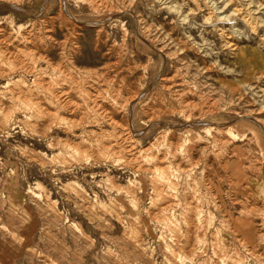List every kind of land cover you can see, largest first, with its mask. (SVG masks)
Here are the masks:
<instances>
[{
	"label": "rangeland",
	"instance_id": "rangeland-1",
	"mask_svg": "<svg viewBox=\"0 0 264 264\" xmlns=\"http://www.w3.org/2000/svg\"><path fill=\"white\" fill-rule=\"evenodd\" d=\"M91 1H0V264H264V0Z\"/></svg>",
	"mask_w": 264,
	"mask_h": 264
},
{
	"label": "bare ground",
	"instance_id": "bare-ground-1",
	"mask_svg": "<svg viewBox=\"0 0 264 264\" xmlns=\"http://www.w3.org/2000/svg\"><path fill=\"white\" fill-rule=\"evenodd\" d=\"M0 1L3 2L4 0H0ZM92 1H93V0H92ZM92 1H91V2H92ZM211 1H212V0H211ZM249 1H250V0H249ZM89 2H90V1H89ZM95 2H96V1H95ZM99 2H100V1H99ZM164 2H165V1H164ZM213 2H214V1H213ZM251 2H252V1H251ZM121 3H122V2H121ZM172 3H173V2H172ZM94 4H95V3H94ZM100 4H101V3H100ZM123 4H124V3H123ZM128 4H129V3H128ZM160 4H161V3H160ZM212 4H213V3H212ZM91 5H92V4H91ZM99 6H100V5H99ZM99 6H98V7H99ZM118 6H119V5H118ZM118 6H117V7H118ZM104 7H105V5H104ZM124 7H125V6H124ZM124 7H123V8H124ZM167 7H168L167 9H168L169 11H171V12H172V11H173V12L175 11L176 13H180V10L175 9L173 5H168ZM121 8H122V7H121ZM112 9H113V8H112ZM124 9H125V8H124ZM124 9H123V10H124ZM132 9H133V8H132ZM213 9L215 10V8H212V10H213ZM124 11H125V10H124ZM132 12H133V11H132ZM62 13H64V15H65L66 17H68V18H70V19H73V17H72V15H71V13L69 12L68 8H67L65 5H63V4H62V7H61V14H62ZM180 14H181V13H180ZM210 14H211V13H210ZM229 15H230V14H229ZM229 15H228V13H227V14H223V15H217V16H218L217 21H219V20H231V17H230ZM217 16H216V17H217ZM185 18H186V15H182V18H181V19H182V20H185ZM68 21H69V19H68ZM104 21H107V20H106V19H101V20H99V22H104ZM50 23H51V22H50ZM69 23H70V21H69ZM247 25H248V24H247ZM31 28H32V27H31ZM69 30H70V29H69ZM44 40H45V39H44ZM28 42H29V41H28ZM39 42H40V41H39ZM43 42H44V41H43ZM63 42H64V41H63ZM230 45H231V44H230ZM157 50H158V49H157ZM161 51H162V50H161ZM161 51H160V52H161ZM158 52H159V51H158ZM174 55H175V54H174ZM69 56H70V55H69ZM67 57H68V56H67ZM61 67H62V66H61ZM13 69H14V68H13ZM2 70H3V69H2ZM23 71H24V70H23ZM97 86H98V85H97ZM98 91H99V90H98ZM21 92H22V91H21ZM52 92H53V91H52ZM59 92H60V91H59ZM12 93H13V92H12ZM12 93H11V94H12ZM18 93H19V92H18ZM11 94H10V95H11ZM14 94H15V93H14ZM14 94H13V96H15ZM16 96H17V95H16ZM19 96H20V95H19ZM50 96H51V95H50ZM20 97H21V96H20ZM47 97H48V96H47ZM58 97H59L58 93H56V92L54 93V92H53V94H52V98H53V99L55 98V100L57 101V102H55V101L53 100V102L56 103V107H57V106L59 107L58 104H59L60 101L58 100ZM60 97H61V95H60ZM138 97H139L138 95H135V96L131 97V99L129 100V106L132 105L133 103L137 102ZM10 98H11V96H10ZM10 98H9V99H10ZM14 98H15V97H14ZM48 98H49V97H48ZM17 99H18V98H17ZM10 100H12V99H10ZM13 100H14V99H13ZM13 100H12V101H13ZM34 100H35V99H34ZM93 100H94V99H93ZM14 101H15V100H14ZM24 101H25V100H24ZM92 102H93V101H92ZM13 103H15V102H13ZM23 103H24V102H23ZM15 105H16V103H15ZM18 106H19V105H18ZM63 106H64V103H63ZM67 106H68V105H67ZM12 107H13V106H12ZM19 107H20V106H19ZM61 107H62V105L60 104V107H59L60 110H61ZM115 107H116V106H115ZM68 108H69V107H68ZM62 110H63V109H62ZM128 119H129V118H128ZM253 119H255V118H253ZM38 120H39V119H38ZM129 121H130V120H129ZM213 124H214V123H213ZM260 126H261V125H260ZM128 127H129V126H128ZM263 130H264V129H263ZM118 131H119V130H118ZM115 132H116V130H115ZM120 134H121V133H120ZM120 134H118V135H120ZM126 134H127V133H126ZM122 135H123V134H122ZM116 138H117V136H116ZM122 138H123V137H122ZM116 140H117V139H116ZM119 140H120V139H119ZM121 140H122V139H121ZM121 140H120V141H121ZM156 140H157V139H156ZM114 141H115V140H114ZM155 142H156V141H155ZM116 143H117V142H116ZM118 143H120V142H118ZM154 151H155V150H154ZM157 165H158V164H157ZM173 167H174V166H173ZM155 168H156V167H155ZM163 172H164V171H163ZM165 175H167V174L165 173L164 176H165ZM164 176H163V177H164ZM161 177H162V176H161ZM166 180H167V179H166ZM236 184H237V183H236ZM234 185H235V184H234ZM263 185H264V182H263ZM166 186H167V185H166ZM236 186H237V185H236ZM172 187H173V186H172ZM166 191H167V190H166ZM242 195H243V194H242ZM191 197H192V196H191ZM189 198H190V197H189ZM239 198H240V197H239ZM230 200H231V199H230ZM232 200H233V198H232ZM234 202H235V201H234ZM238 202H240V200H239ZM248 202H249V201H248ZM236 203H237V202H236ZM233 204H234V203H233ZM237 204H238V203H237ZM237 204H236V205H237ZM251 204H252V203H251ZM161 205H162V204H161ZM246 205H247V204H246ZM252 205L254 206V204H252ZM234 206H235V204H234ZM250 206H251V205H250ZM232 207H233V206H232ZM246 207H247V206H246ZM254 207H256V206H254ZM241 208H242V207H241ZM248 208H249V207H248ZM248 208H247V209H248ZM192 209H193V208H192ZM256 209H257V208H256ZM243 210H244V209H243ZM221 211H222V210H221ZM221 211H220V212H221ZM237 211H239V210H237ZM247 212H248V211H247ZM250 213H251V212H250ZM222 214H223V213H222ZM221 216H222V215H221ZM157 217H158V216H157ZM175 217H176V216H175ZM223 217H224V216H223ZM224 218H225V217H224ZM175 221H176V220H175ZM259 222H260V221H259ZM261 222H262V221H261ZM186 223H187V222H186ZM188 223H189V222H188ZM223 223H225V222H223ZM230 224H231V223H230ZM191 225H192V224H191ZM196 225H197V224H196ZM259 226H261V225H259ZM185 227H186V226H185ZM187 227H188V226H187ZM230 227H231V226H230ZM258 228H259V227H258ZM230 230H231V229H230ZM259 230H260V229H259ZM189 231H190V230H189ZM189 231H188V233H189ZM238 231L240 232V230H238ZM175 232H176V231H175ZM259 232H260V231H259ZM178 233H179V231H178ZM256 233H257V232H256ZM262 233H263V232H262ZM259 234H260V233H259ZM260 236H261V235H260ZM262 236H263V235H262ZM234 237H235V236H234ZM256 238H257V237H256ZM261 238H262V237H261ZM242 239H243V238H242ZM258 239H259V238H258ZM244 241L246 242V240H244ZM261 241H262V240H261ZM261 241H260L259 243H261ZM263 242H264V241H263ZM245 244H246V243H245ZM256 244H257V243H256ZM247 245H248V244H247ZM261 245H262V244H261ZM241 246H242V245H241ZM258 246H259V245H258ZM253 247H254V246H253ZM260 247H261V246H259V248H260ZM261 248H262V247H261ZM249 249H250V248H249ZM257 250H258V249H257ZM257 250H256V252H257ZM245 251H246V250H245ZM250 252H251V251H250ZM258 252H260V251H258ZM196 253H197V252H196ZM246 253H247V252H246ZM252 253H253V252H252ZM223 254H224V253H223ZM168 256H169V255H168ZM219 256H220V255H219ZM221 256H222V254H221ZM261 257H263V259H264V251H263V249H262ZM222 258H223V256H222ZM222 258H221V259H222ZM171 259H172V258H171ZM260 261H261V260H260ZM171 262H172V261H171ZM214 263H215V262H214ZM261 263H262V262H261ZM216 264H217V263H216Z\"/></svg>",
	"mask_w": 264,
	"mask_h": 264
},
{
	"label": "crops",
	"instance_id": "crops-1",
	"mask_svg": "<svg viewBox=\"0 0 264 264\" xmlns=\"http://www.w3.org/2000/svg\"><path fill=\"white\" fill-rule=\"evenodd\" d=\"M231 181L232 182H237V183H241L243 180H242V178L240 177V175L239 174H236V175H234V176H232V179H231ZM249 184H250V182H249ZM222 200V199H221ZM232 207V206H231ZM235 207V206H234ZM220 208H222V211H221V215H223V214H227V209H225V205H223V206H221ZM232 209H236V207L235 208H233L232 207ZM230 212V211H229ZM223 213V214H222ZM228 215V214H227ZM230 215H232V214H230ZM225 220H226V218H224ZM236 220L238 221L237 223H236V225L238 226V230H240V232H239V234L240 235H242L243 236V231H246V232H249V228H246V225H247V223H248V221H246V223L244 222L245 220H243L242 218H241V216H238V218H236ZM231 222L230 223H233V219L232 220H230ZM235 224V223H234ZM242 226H244V228L242 227ZM246 238H247V240L249 239V240H253V239H251V236L249 235L248 236V233L246 234V236H245ZM233 240V239H232ZM233 244V243H232ZM223 245H224V242H223ZM264 251V250H263ZM206 258H208V256L206 257ZM205 260H207V259H205Z\"/></svg>",
	"mask_w": 264,
	"mask_h": 264
}]
</instances>
